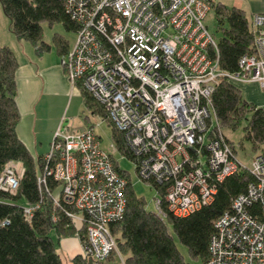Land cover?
<instances>
[{"label":"built area","instance_id":"built-area-1","mask_svg":"<svg viewBox=\"0 0 264 264\" xmlns=\"http://www.w3.org/2000/svg\"><path fill=\"white\" fill-rule=\"evenodd\" d=\"M210 1L66 0L77 25L74 46L60 60L69 86H82L103 108L139 178L162 186L168 213L178 217L211 204L217 185L247 167L217 123L210 102L215 87L226 79L264 91V14L250 19L254 54L227 74L208 55L215 46L204 24ZM50 142L37 186L75 229L78 256L106 263L116 250L109 226L124 217L127 178L91 128L60 125ZM247 168L252 181L215 220L204 264H264V158L256 155ZM23 173L19 161L6 163L0 191L14 195ZM40 202L21 205L24 220H32ZM51 219L59 221L54 213ZM116 254L117 264H126Z\"/></svg>","mask_w":264,"mask_h":264},{"label":"trees","instance_id":"trees-1","mask_svg":"<svg viewBox=\"0 0 264 264\" xmlns=\"http://www.w3.org/2000/svg\"><path fill=\"white\" fill-rule=\"evenodd\" d=\"M209 3L208 13H215L216 28L214 33L209 32L215 48L211 47L208 55L218 61L221 71L227 74L238 73L240 59L254 54L255 35L251 20L239 8L226 7L221 3L214 5L213 0ZM0 5L9 22V32L18 42L31 44L40 56L51 49L50 44L43 39V25L49 29L59 25L70 33L77 31V25L66 9V0H0ZM59 37L54 34L53 42L59 53L64 55L65 42ZM18 67L10 48L0 45V172L8 162L19 161L24 166L16 193L11 195L0 191V264H62L61 254L55 247L51 233L54 232L60 239L61 236L72 235L74 229L69 219L56 212L49 198L46 199L37 186V174L43 171L41 161L45 154L32 157L26 146L18 140L16 127L20 121L15 99ZM237 85L221 79L215 87L210 102L217 123L223 133L222 130L235 131L244 121V140L251 145L254 157L261 155L264 158V111L244 101ZM80 90L86 110L92 116L104 120L111 129L115 149L131 160L124 139L110 124L103 108L83 88ZM224 136L235 154V146ZM120 172L128 182L125 190L126 207L123 219L109 227L126 264H188L181 256L167 224H170L173 234L186 247L190 257L200 259L204 264L209 257L208 244L215 231V220L231 207L233 199L244 193L246 185L252 181L248 168L241 167L217 185L211 204L178 217L167 211L164 188L152 182L149 183L159 196L162 214L146 211V203L133 192L128 173ZM47 184L51 189L56 187L51 177ZM39 202V209L34 212L32 220H24L21 205L28 203L35 206ZM53 213L59 218L58 223L52 221ZM112 258L109 256L107 260L112 262ZM71 262L83 264L79 256H74ZM103 264L109 263L106 261Z\"/></svg>","mask_w":264,"mask_h":264},{"label":"crops","instance_id":"crops-1","mask_svg":"<svg viewBox=\"0 0 264 264\" xmlns=\"http://www.w3.org/2000/svg\"><path fill=\"white\" fill-rule=\"evenodd\" d=\"M213 2L214 5L221 3L226 7L239 8L245 12L249 20L253 14H264V0H213ZM57 35L65 42V51L73 47L64 34L58 32ZM11 37V41L20 47L16 54L13 53L19 66L16 73L15 99L20 122L16 127V133L20 143L24 144L28 153L35 158L46 154L52 136L60 125H64L70 131H84L85 124L89 121L88 114L90 116L91 114L84 107L79 92L71 89L66 75L60 68L59 60L62 54L53 42V36L51 44L49 43L50 51L41 56L36 54L31 44L18 42L12 34ZM237 88L244 101L264 111V91L258 84H242L237 85ZM61 242H70L60 245L69 254L79 255V240L72 237V241Z\"/></svg>","mask_w":264,"mask_h":264},{"label":"rangeland","instance_id":"rangeland-1","mask_svg":"<svg viewBox=\"0 0 264 264\" xmlns=\"http://www.w3.org/2000/svg\"><path fill=\"white\" fill-rule=\"evenodd\" d=\"M208 14L209 15L206 17V20H205V25L207 26L210 33H214L215 28H216V24H214L215 13H213V11H210ZM8 25H9V22H7L4 14L1 10V5H0V45L6 46L7 48L9 47L10 50L14 54H16V52L19 51L20 47L14 41H11L12 37H11V34L9 33ZM42 31H43V39H44V41H46L48 43L51 42L52 36L54 34L61 32L62 34L65 35V37H67L68 41L71 43V46H74L73 43H75L74 39L76 38L77 31L75 33H70V32L65 31L59 25H54L51 29H49L48 26L43 25ZM70 50L71 49L65 51L64 54H66V52H68ZM62 56H64V55H61L60 60H61ZM60 60H59V64H60ZM60 68L62 69L61 64H60ZM62 71H63L64 75H66L65 70L62 69ZM66 78H67V75H66ZM78 88H79L78 92L80 94V91H81L80 89H82V86L78 85ZM88 118H89V121L85 124L86 128L93 129L94 134L97 137H99L100 147L103 150H105L106 152L113 154V158L115 160H117V162H118L117 164H115L116 162L112 161L114 168L116 169L118 166L120 171H123V172L125 171L128 173L129 180H130L132 188H133V192L138 197L142 198L144 203H146V206H145L146 211L158 213V210H157V204L158 203L157 202H158L159 196H158L157 192H155L152 185L149 183L150 181H142L139 178L137 171H135V163H134L132 155H131L132 159L130 160V159L126 158L124 155H121L118 152V150L115 149L113 141L111 140V129L108 127V125L105 122L101 121L102 118H99V116H96V115L90 116L89 114H88ZM96 124H98V125H96ZM244 127H245V123L243 121L241 126H239L233 132H228L225 130H222V131H223V134L226 135L229 142L235 146V151H236L235 155L240 160V162L244 166L250 167L251 161L254 158V154H253V151L251 149V145H249V143L244 140V134H243ZM112 146L115 149V151L112 150ZM49 147H50V145H48L47 148H49ZM163 192L165 195L166 191H163ZM167 225H168L169 232L173 235L174 240H175V244L178 247L179 252H180L181 256L184 258L185 262H187L188 264H203L200 259L190 257L186 247L182 246L178 242L176 235L173 234L172 227L170 226V224H167ZM51 235L53 237V241H55L56 249L61 254L62 264H73L71 262V259L74 256L72 254H69L68 251H65L64 248L61 246V245H66L70 242H61V241H72V237H74V238L76 237L75 229H74V232L72 233V235L61 236L60 239L57 238V236L54 232L51 233ZM73 251H74V248H73ZM116 251H118V253L121 254V250L119 248H117V243H116V250H114L110 254V256H113V258H112L113 261L109 262V260H108L109 264L110 263H113V264L118 263V260H116V256H117ZM79 258L83 262V264H91L88 260L86 262V261H83L81 257H79Z\"/></svg>","mask_w":264,"mask_h":264}]
</instances>
